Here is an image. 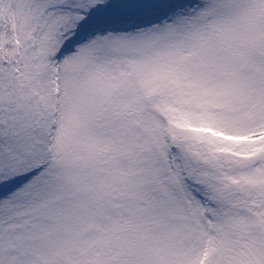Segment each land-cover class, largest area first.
<instances>
[{"label":"snow or ice","instance_id":"obj_1","mask_svg":"<svg viewBox=\"0 0 264 264\" xmlns=\"http://www.w3.org/2000/svg\"><path fill=\"white\" fill-rule=\"evenodd\" d=\"M0 264H264V0H0Z\"/></svg>","mask_w":264,"mask_h":264}]
</instances>
